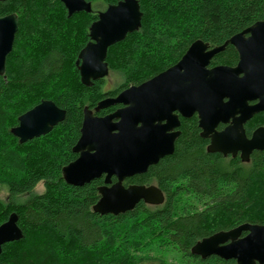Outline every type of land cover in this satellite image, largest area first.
<instances>
[{"label":"trees","instance_id":"1","mask_svg":"<svg viewBox=\"0 0 264 264\" xmlns=\"http://www.w3.org/2000/svg\"><path fill=\"white\" fill-rule=\"evenodd\" d=\"M86 1L90 12L68 16L61 0H0L1 16H17L0 75V189L7 191L0 200V223L15 212L22 232L18 240L2 245L0 263L229 264L214 255L201 258L190 249L217 231L264 224V150H254L247 162L208 152L197 118H183L173 152L123 182L154 184L163 202L139 201L117 215L92 209L101 177L83 185L62 178V167L77 156L72 147L83 107L104 96L102 80L91 86L80 82L75 60L97 11L119 0ZM137 1L139 29L107 49L108 70L120 77L109 95L173 65L196 39L210 47L221 45L264 17V0ZM236 61V50L227 43L210 65ZM44 99L64 109V119L47 134L20 143L10 129L19 115ZM261 124L259 113L245 125L247 134ZM40 182L43 191L36 193Z\"/></svg>","mask_w":264,"mask_h":264},{"label":"water","instance_id":"2","mask_svg":"<svg viewBox=\"0 0 264 264\" xmlns=\"http://www.w3.org/2000/svg\"><path fill=\"white\" fill-rule=\"evenodd\" d=\"M61 2L68 16L91 11V3L86 0ZM141 15L137 0H119L97 13L88 27L89 41L75 60L83 85L90 86L108 75V47L138 30ZM16 30L15 13L0 15V75H4ZM227 43L238 53L237 64L208 67L210 59ZM253 100L257 102L248 104ZM115 103L125 107L103 117L83 108L80 136L72 147L78 156L61 169L64 181L72 185H83L104 175L103 184L97 188L99 198L92 206L94 212L117 215L133 209L139 201L150 205L163 202V193L156 185L125 186L123 181L144 173L173 152L179 134L169 132L179 124L172 116L173 110L184 117L197 113L200 136L209 139L208 152L232 157L239 153L240 160L247 162L254 150H264V126L255 129L249 138L243 128L254 113L264 111V18L221 45L209 47L196 39L176 63L114 98L99 101L95 111ZM64 117V109L44 99L19 115L17 125L10 131L23 143L47 134ZM219 124L226 125L218 130ZM242 231L246 232L244 236H240ZM21 236L17 215L11 212L0 223V253L4 243ZM190 252L201 258L215 255L233 259L234 264H264V224L242 223L217 231L198 240Z\"/></svg>","mask_w":264,"mask_h":264},{"label":"flooded vegetation","instance_id":"3","mask_svg":"<svg viewBox=\"0 0 264 264\" xmlns=\"http://www.w3.org/2000/svg\"><path fill=\"white\" fill-rule=\"evenodd\" d=\"M100 11H102V10H100ZM99 11H97V13H98ZM96 13V14H97ZM264 18V17H263ZM262 18V19H263ZM262 19H260V20H262ZM259 21V20H258ZM93 22V21H92ZM256 22V21H255ZM246 36H247V34H246ZM89 38V37H88ZM88 41H89V39H88ZM87 41V42H88ZM86 42V43H87ZM85 43V44H86ZM233 46V45H232ZM210 47V46H209ZM211 47H213V46H211ZM234 47V46H233ZM234 49H235V47H234ZM236 50V49H235ZM236 53H237V51H236ZM212 59V58H211ZM211 59H210V61H209V64H208V67H213V66H217V65H210V62H211ZM237 61H238V53H237ZM237 61H236V63L234 64V65H232V66H230V67H234L236 64H237ZM226 66H229V65H226ZM105 78V77H104ZM104 78H101V79H98V80H95V81H99V80H102V83H101V85H100V87H101V90H102V92L104 93V96L100 99V100H98L96 103H95V105L94 106H92V107H87L88 109H90L91 111H92V114L93 115H95V116H98V117H103V116H106V115H108V114H112V113H114L116 110H118V109H121V108H124L125 106L122 104V103H115V104H111V105H109V106H107V107H105V108H101V109H99L98 111H95V107H96V105H97V103L99 102V101H101V100H103V99H105V98H114V97H116L122 90H124V89H126V88H128V87H130V86H135V85H129V86H127V87H125V88H122L121 90H119L116 94H112V95H109V94H107L108 92H110V91H112V90H115L116 89V86H114V87H112V88H110V89H104V82H103V79ZM94 82V81H93ZM93 82H92V84H93ZM91 84V85H92ZM90 85V86H91ZM257 102V100H253V101H249L248 102V104H255ZM85 107V106H84ZM83 107V108H84ZM172 116H176L177 117V121H178V126H176V127H173V129L171 130V131H169L170 133L171 132H174V131H179V134H180V129H179V127H180V125H181V120L183 119V118H185V119H187V118H190V117H192V116H195L196 118H197V113H194V114H192L190 117H184V116H182L177 110H173L172 112ZM259 113H262L263 114V116H264V111H259V112H256V113H254L249 119H247L244 123H243V128H244V132H245V135H246V137H250L251 136V134H252V132L255 130V129H257V128H259V127H262V126H264V124H261V125H258V126H255L251 131H250V133H248L247 134V132H246V130H245V125L247 124V122L253 117V116H255V115H257V114H259ZM82 119H83V109H82ZM115 120V119H114ZM175 120V119H174ZM165 121L166 120H163L162 121V123H165ZM176 121V120H175ZM197 124H198V118H197ZM222 126V127H220V128H218L219 126ZM226 124H219L218 126H217V129L218 130H220V129H222L224 126H225ZM199 127V126H198ZM179 134H178V136H179ZM79 136H80V130H79ZM177 136V137H178ZM79 138V137H78ZM204 139H207V138H204ZM176 140V139H175ZM208 140V143H209V139H207ZM175 142V141H174ZM207 143V144H208ZM207 146V145H206ZM76 155L78 156V153H76ZM77 156L75 157V159L77 158ZM228 156V155H227ZM231 156V155H230ZM236 156H239V153L236 155ZM236 156H234V157H236ZM232 157V156H231ZM74 159V160H75ZM101 178H102V183L100 184V185H102L103 184V179H104V175H101L100 176ZM100 177H98V178H100ZM115 181V177L114 176H112L111 177V182H114ZM124 182V181H123ZM99 185V186H100ZM146 185V184H145ZM147 185H150V184H147ZM98 188V187H97ZM236 227V226H235ZM234 228V227H233ZM230 229H232V228H230ZM230 229H228V230H230ZM226 231V230H225ZM246 234V232H244V231H242L241 232V234H240V236H244ZM215 256V255H214ZM218 257V256H217ZM227 261H230V263L229 264H234V260L233 259H228Z\"/></svg>","mask_w":264,"mask_h":264},{"label":"rangeland","instance_id":"4","mask_svg":"<svg viewBox=\"0 0 264 264\" xmlns=\"http://www.w3.org/2000/svg\"><path fill=\"white\" fill-rule=\"evenodd\" d=\"M120 77L116 71L109 72L108 75L103 79L104 82V89H110L114 86L119 84ZM36 193H41L43 191V184L42 182L38 183L34 188ZM7 195V191L4 187L0 189V200L4 201ZM22 198V197H21Z\"/></svg>","mask_w":264,"mask_h":264}]
</instances>
